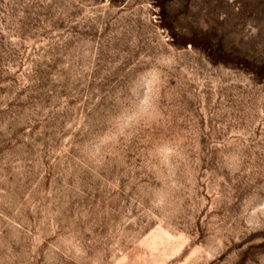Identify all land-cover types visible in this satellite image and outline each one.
Returning <instances> with one entry per match:
<instances>
[{
  "label": "rangeland",
  "instance_id": "374dc122",
  "mask_svg": "<svg viewBox=\"0 0 264 264\" xmlns=\"http://www.w3.org/2000/svg\"><path fill=\"white\" fill-rule=\"evenodd\" d=\"M0 264H264V0H0Z\"/></svg>",
  "mask_w": 264,
  "mask_h": 264
}]
</instances>
